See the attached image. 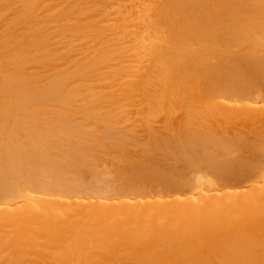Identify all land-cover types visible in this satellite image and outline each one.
Listing matches in <instances>:
<instances>
[{"label":"bare ground","instance_id":"6f19581e","mask_svg":"<svg viewBox=\"0 0 264 264\" xmlns=\"http://www.w3.org/2000/svg\"><path fill=\"white\" fill-rule=\"evenodd\" d=\"M0 264H264V0H0Z\"/></svg>","mask_w":264,"mask_h":264}]
</instances>
